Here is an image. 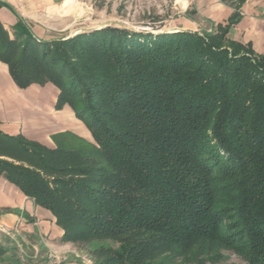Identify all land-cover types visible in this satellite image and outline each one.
I'll use <instances>...</instances> for the list:
<instances>
[{
	"label": "trees",
	"instance_id": "trees-1",
	"mask_svg": "<svg viewBox=\"0 0 264 264\" xmlns=\"http://www.w3.org/2000/svg\"><path fill=\"white\" fill-rule=\"evenodd\" d=\"M243 1L201 32L36 40L0 24L15 84H53L55 107L94 140L49 147L0 131V172L93 264H264V54L227 38Z\"/></svg>",
	"mask_w": 264,
	"mask_h": 264
},
{
	"label": "crops",
	"instance_id": "crops-1",
	"mask_svg": "<svg viewBox=\"0 0 264 264\" xmlns=\"http://www.w3.org/2000/svg\"><path fill=\"white\" fill-rule=\"evenodd\" d=\"M60 2L0 0V24L11 36L29 34L36 40L55 39L62 34L49 25V19L54 17ZM190 5L195 14L185 19L186 30L201 31L218 23L226 24L233 13L231 5L220 0H190ZM238 12L227 38L249 44L256 53L264 54V0H244ZM57 94L51 83L17 86L7 64L0 61V131L11 136L20 134L49 147L73 143L74 137H85L87 131L71 108L55 107ZM18 231L30 243L56 248L70 244L62 240L63 231L52 213L35 204L0 172V239Z\"/></svg>",
	"mask_w": 264,
	"mask_h": 264
},
{
	"label": "rangeland",
	"instance_id": "rangeland-1",
	"mask_svg": "<svg viewBox=\"0 0 264 264\" xmlns=\"http://www.w3.org/2000/svg\"><path fill=\"white\" fill-rule=\"evenodd\" d=\"M220 1L230 5L233 0ZM53 14L49 25L62 34L59 37H68L78 30L105 26L155 33L170 31L183 28L185 19L193 18L195 10L191 8L190 0H62ZM82 127L87 131L85 137H74L73 143L64 142L63 145L83 148L94 144L83 122ZM0 242L6 248L4 258L7 264H53L61 261L63 264H93L88 246L82 243H70L61 248L43 243L39 245L30 243L19 231L5 235ZM231 260L236 262L238 259L231 256Z\"/></svg>",
	"mask_w": 264,
	"mask_h": 264
},
{
	"label": "water",
	"instance_id": "water-1",
	"mask_svg": "<svg viewBox=\"0 0 264 264\" xmlns=\"http://www.w3.org/2000/svg\"><path fill=\"white\" fill-rule=\"evenodd\" d=\"M100 28V27H99ZM99 28H96V29H99ZM89 30V29H88ZM183 30H186V29H183V28H175L174 30H170V31H162V32H173V31H183ZM82 31H87L86 29H83V30H78V31H76V32H73L72 34H70L68 37H70V36H73V35H75V34H77V33H79V32H82ZM153 32V31H152ZM153 33H155V32H153ZM159 33V32H158Z\"/></svg>",
	"mask_w": 264,
	"mask_h": 264
},
{
	"label": "built area",
	"instance_id": "built-area-1",
	"mask_svg": "<svg viewBox=\"0 0 264 264\" xmlns=\"http://www.w3.org/2000/svg\"><path fill=\"white\" fill-rule=\"evenodd\" d=\"M211 30V27L207 29V31H210Z\"/></svg>",
	"mask_w": 264,
	"mask_h": 264
},
{
	"label": "bare ground",
	"instance_id": "bare-ground-1",
	"mask_svg": "<svg viewBox=\"0 0 264 264\" xmlns=\"http://www.w3.org/2000/svg\"><path fill=\"white\" fill-rule=\"evenodd\" d=\"M183 3H184V4H186V2H185V1H184Z\"/></svg>",
	"mask_w": 264,
	"mask_h": 264
}]
</instances>
